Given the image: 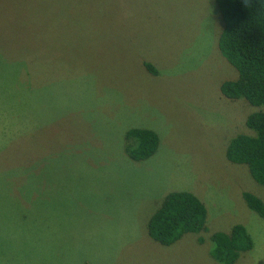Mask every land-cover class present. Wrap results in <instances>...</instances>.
Here are the masks:
<instances>
[{
  "label": "rangeland",
  "instance_id": "obj_1",
  "mask_svg": "<svg viewBox=\"0 0 264 264\" xmlns=\"http://www.w3.org/2000/svg\"><path fill=\"white\" fill-rule=\"evenodd\" d=\"M222 29L214 0H0V264H217L234 225L253 241L235 264H264L242 198L264 186L226 159L257 109L220 93ZM133 128L159 137L148 160L123 151ZM176 191L206 230L164 247L147 222Z\"/></svg>",
  "mask_w": 264,
  "mask_h": 264
},
{
  "label": "trees",
  "instance_id": "obj_2",
  "mask_svg": "<svg viewBox=\"0 0 264 264\" xmlns=\"http://www.w3.org/2000/svg\"><path fill=\"white\" fill-rule=\"evenodd\" d=\"M214 3L223 22L218 50L237 74L235 80L220 85V93L228 100H243L257 109L245 121L251 134L232 138L226 159L245 166L251 179L264 186V0ZM147 68L154 71L150 65ZM123 139V151L133 162L148 160L159 147L158 135L148 129H129ZM242 198L247 208L264 220L263 201L248 192L242 193ZM206 220L207 210L194 194L170 192L149 218L147 234L153 242L168 247L185 235L204 232ZM209 243V255L217 264H235L253 248L252 238L242 225H234L228 233L212 234Z\"/></svg>",
  "mask_w": 264,
  "mask_h": 264
}]
</instances>
